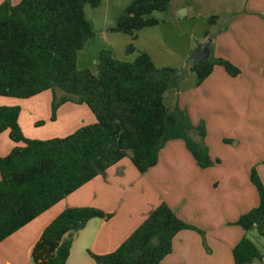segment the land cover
Segmentation results:
<instances>
[{"label": "trees", "instance_id": "1", "mask_svg": "<svg viewBox=\"0 0 264 264\" xmlns=\"http://www.w3.org/2000/svg\"><path fill=\"white\" fill-rule=\"evenodd\" d=\"M101 1L20 0L12 6L6 0L0 4V97L26 100L50 91L51 122L66 103L85 105L96 120L64 138L29 140L17 123L19 108L0 107V134L7 131L15 144L0 157V242L124 158L140 174L147 172L169 141L181 140L200 169L215 163L203 143L204 126L194 127L185 111L164 104L165 93L177 89V69L157 68L145 52L124 62L108 50L98 52L96 73L77 69L78 53L94 37L84 8H97ZM171 2L133 0L121 12L109 32L130 38L126 55L135 54L139 31L160 24L151 14L167 12ZM218 20V16L205 18L208 26ZM209 37V31H204L203 38ZM215 66L232 78L239 74L235 66L213 58L210 52L207 60L189 64L195 85ZM250 183L258 204L241 215L236 225L244 233L255 230L264 239V186L254 169ZM112 217L92 207L65 208L43 229L31 250L32 263L66 264L75 234L91 219ZM181 231L204 235L160 203L115 251L88 255L94 264H160ZM231 255L233 264L261 259L256 245L245 236Z\"/></svg>", "mask_w": 264, "mask_h": 264}, {"label": "crops", "instance_id": "2", "mask_svg": "<svg viewBox=\"0 0 264 264\" xmlns=\"http://www.w3.org/2000/svg\"><path fill=\"white\" fill-rule=\"evenodd\" d=\"M19 1L8 0L12 6ZM131 1L102 0L97 8L86 6L84 15L89 8L104 6L112 11L111 29ZM170 7L168 18L176 25L206 24L205 18L218 16L215 26L206 24L201 40H195L190 52L206 40L203 33L207 30L212 57L239 70L232 78L215 66L200 85L194 80L188 88L179 81L177 89H172L171 106L165 105L185 111L194 127L204 126L203 143L214 165L200 169L181 140L165 143L156 165L143 174L124 158L0 242V264H33L31 250L43 229L69 207H92L113 214L109 221L89 220L74 236L66 264H94L88 252L104 255L115 251L160 203L204 234L179 232L172 241V252L160 264H233L231 250L248 234L236 222L258 204L250 183L252 169L264 186V0H172ZM185 31L194 38V30ZM135 50L154 61L149 51ZM183 67L187 75L189 65ZM165 98L166 93L164 102ZM51 100L50 91L26 100L0 97V107L19 108L17 123L29 140L64 138L96 121L85 105L66 103L51 122ZM225 140L233 144L226 145ZM14 146L7 131L0 134V157ZM255 245L261 259L251 264H264V241L259 239ZM77 253L82 254V263L74 257Z\"/></svg>", "mask_w": 264, "mask_h": 264}, {"label": "rangeland", "instance_id": "3", "mask_svg": "<svg viewBox=\"0 0 264 264\" xmlns=\"http://www.w3.org/2000/svg\"><path fill=\"white\" fill-rule=\"evenodd\" d=\"M103 7L97 10L89 8L85 13V18L93 26L95 31L94 37L86 43L84 49L77 55V69L79 70L89 69L91 72L96 73L97 54L100 50L111 51L113 58L124 62H131L137 54V50L135 54H125V48L129 44H127L128 39L130 41L128 36L109 32L108 29L110 26L109 23L111 22L112 11H107L105 10V7ZM170 9L168 10V13L155 12L151 14L152 17L159 18V20H165V23H160L155 27L147 28L149 30H143L144 32H141L142 36L140 40L133 44V46L138 48V50L149 51L154 58L153 62L157 68L171 67L177 69L179 71L178 82L180 81L179 83L183 88H188L191 81L195 80V76L191 72L186 75L184 73L186 70L183 66L191 63L192 53L190 52V48L195 45V40H201L200 34L202 30L207 27L206 24L200 25L198 23L192 26L182 23H179L178 25L174 23L172 24L168 18L170 16L169 13L172 11ZM185 29L194 30L195 39L189 37L190 34L186 33ZM188 76L190 79L187 78ZM172 98L173 90L170 89L166 92L164 102L167 107L171 106ZM223 142L226 145L233 144L230 140H225ZM246 237L254 244H256L259 239L264 241V239L257 236L255 230L248 232ZM74 257H77V260L82 263V254L80 257L79 253H77ZM83 258L87 261L90 259L86 254H83Z\"/></svg>", "mask_w": 264, "mask_h": 264}, {"label": "water", "instance_id": "4", "mask_svg": "<svg viewBox=\"0 0 264 264\" xmlns=\"http://www.w3.org/2000/svg\"><path fill=\"white\" fill-rule=\"evenodd\" d=\"M211 40L207 38L204 42L200 43L191 55V60L195 63H200L208 59L209 50L208 46Z\"/></svg>", "mask_w": 264, "mask_h": 264}]
</instances>
